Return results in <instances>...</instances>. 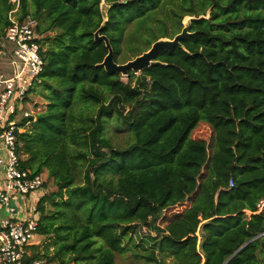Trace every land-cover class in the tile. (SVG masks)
I'll list each match as a JSON object with an SVG mask.
<instances>
[{"label": "trees", "instance_id": "obj_1", "mask_svg": "<svg viewBox=\"0 0 264 264\" xmlns=\"http://www.w3.org/2000/svg\"><path fill=\"white\" fill-rule=\"evenodd\" d=\"M166 1L21 0L20 17L37 18L42 36L31 94L46 104L18 131L20 166L56 187L38 201L37 234L50 242L43 254L31 246L34 257L264 264V0H182L181 27L195 16L183 47L127 79L100 65L103 2L117 61L129 25L145 28ZM14 7L0 0V37ZM113 122L128 132L124 145L110 135Z\"/></svg>", "mask_w": 264, "mask_h": 264}, {"label": "built area", "instance_id": "obj_2", "mask_svg": "<svg viewBox=\"0 0 264 264\" xmlns=\"http://www.w3.org/2000/svg\"><path fill=\"white\" fill-rule=\"evenodd\" d=\"M10 1L15 7L10 10V23L0 37V177L4 181L0 188V210L7 207L9 213L0 220V264H52L34 257L31 252L38 237V201L48 190L46 179L43 174L21 168L18 155V131L24 129V120L34 118L40 111L39 107L25 108L23 102L29 99L43 71L42 36L37 31V18L20 17L21 0ZM6 57L11 70L4 68ZM233 184L231 179L230 185ZM33 195L36 204L28 209L13 203ZM263 211L264 198L259 201L256 213ZM18 212H24L22 218L18 217Z\"/></svg>", "mask_w": 264, "mask_h": 264}, {"label": "rangeland", "instance_id": "obj_3", "mask_svg": "<svg viewBox=\"0 0 264 264\" xmlns=\"http://www.w3.org/2000/svg\"><path fill=\"white\" fill-rule=\"evenodd\" d=\"M182 0H169L164 3V6H161L156 13H153L150 18L146 21V27L139 22V20H136L132 22L127 31V37L123 44V51L120 57L118 58L117 62L123 63L130 59H133L136 57L133 52H130L129 49L134 47L136 49H139L141 52L147 50L150 48L153 42H155L157 39L168 36L170 38L174 37V35L181 30V25L178 22L176 15L178 10L179 2ZM105 3L103 2V7H105ZM175 8V9H174ZM173 9V10H172ZM186 21V16L182 20V24L184 26V22ZM131 37L138 38L137 40H131ZM125 79H127L126 76H124ZM38 99V103L41 108L44 109L46 101L35 94L33 101ZM35 103V102H34ZM109 132L112 136L114 142L118 145H124L127 143L129 136L128 132H126L125 129H119L115 126L114 122L110 123L109 125ZM198 135L207 137L209 135V131L202 127L199 131ZM47 177V175L45 174ZM45 177V178H46ZM48 179V177H47ZM47 186L50 190H54L56 187L52 183L50 179H48ZM49 191V190H47ZM176 207H174L172 210L174 211ZM18 217L22 218L23 214L18 212ZM2 218H7L9 216L8 208L4 207L2 209ZM37 217V216H36ZM144 232V230H142ZM155 233V232H153ZM143 234V235H142ZM137 233L133 234V236L140 242V237L144 236V233ZM50 242V239L47 237H41L38 236L35 240L36 248L39 250L41 254L44 253L45 246L47 243ZM117 262L119 264H149L144 260L135 259L133 256H131L129 253L126 254H118L117 255ZM167 262H170V258L167 259Z\"/></svg>", "mask_w": 264, "mask_h": 264}, {"label": "water", "instance_id": "obj_4", "mask_svg": "<svg viewBox=\"0 0 264 264\" xmlns=\"http://www.w3.org/2000/svg\"><path fill=\"white\" fill-rule=\"evenodd\" d=\"M107 8V5H105V7H103L102 5L103 22L99 29L95 31V40L99 42L104 41L108 48V53L104 57V60L100 63V65L104 66L108 72L121 73L124 76H128L130 71L139 73L145 68L159 63L160 61L156 58L161 50L172 49L175 46L183 47L182 40L190 32L191 21L193 18H195V16L186 15V21L184 22L183 28L180 32L175 34L174 37H161L153 42L150 48L143 51L141 54L126 62L120 63L115 60L114 48L109 37L106 34L102 33V30L105 27L106 22L108 21Z\"/></svg>", "mask_w": 264, "mask_h": 264}, {"label": "crops", "instance_id": "obj_5", "mask_svg": "<svg viewBox=\"0 0 264 264\" xmlns=\"http://www.w3.org/2000/svg\"><path fill=\"white\" fill-rule=\"evenodd\" d=\"M10 48L12 47V45L11 44H9L8 45ZM5 60V63H4V68L6 69V70H11L10 69V66H9V64H8V57H6V58H4ZM34 96H35V94H30V97H29V99H27L25 102H23V106L25 107V108H29V109H33V108H36V104L38 103L37 101H38V99L37 100H35V101H33V98H34ZM35 102V103H34ZM38 107L40 108V109H42L41 107H40V105L38 104ZM45 174L46 173H43V175H44V177H46L45 176ZM47 175V174H46ZM46 179V186H47V183H49L48 182V179H47V177L45 178ZM4 186V181H3V179H1V177H0V188H2ZM48 190H50L48 187H46ZM36 201H37V199L34 197V195L33 196H31L30 198H28V199H21L20 200V203L17 201V200H14L13 201V203L15 204V205H17V206H21L23 209H28V208H30L29 206L31 205V204H36ZM25 205H26V207H25ZM1 214H2V209L0 210V220H2L3 218H2V216H1ZM23 215H24V212H23ZM32 246H34V245H32ZM33 250H34V248L33 247H31V252H32V254H33Z\"/></svg>", "mask_w": 264, "mask_h": 264}]
</instances>
